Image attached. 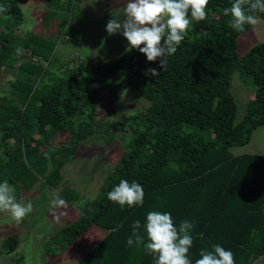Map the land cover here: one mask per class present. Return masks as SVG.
Returning a JSON list of instances; mask_svg holds the SVG:
<instances>
[{
  "label": "trees",
  "instance_id": "1",
  "mask_svg": "<svg viewBox=\"0 0 264 264\" xmlns=\"http://www.w3.org/2000/svg\"><path fill=\"white\" fill-rule=\"evenodd\" d=\"M21 1L0 0L9 8L0 14V78L12 75L8 91L0 92L6 156L0 160V176L5 169L11 183L18 187L20 182L27 192L39 179L29 156L55 141L61 131L70 134L69 157L94 133H103L109 141L120 133L131 137L119 165L107 174L102 194L62 230L69 236L62 233L64 244L55 249L68 248L97 224L110 232L78 264H96V260L97 264H154L143 245L129 247L127 239L139 220L147 242L146 215L161 211L171 213L177 227L183 220L192 222V264L200 250L211 251L216 244L234 254L235 264H253L263 256L264 154L235 155L231 148L249 143L264 125V42L239 54L241 33L228 26L230 17L223 14L233 0H209L206 19L193 21L176 53L167 58L165 71L159 69V60L149 62L135 48L110 62L77 57L74 67L51 68L56 45L41 34L21 33L25 20ZM254 15L264 20V13ZM251 28L246 25L245 31ZM74 33L76 37L80 31ZM35 55L42 61L37 62ZM148 68H156L160 75H145ZM238 68L255 84L241 122H236L238 105L231 88ZM126 88L134 91L133 97L141 95L150 103L132 114L100 118L98 97L106 94L104 101L116 102ZM65 162L50 173L44 187L59 186ZM121 179L143 186L142 206L121 208L107 199ZM64 192L69 199L74 197ZM20 196L16 195L18 201ZM118 225L119 230L113 231ZM6 241L11 251L19 239L10 235Z\"/></svg>",
  "mask_w": 264,
  "mask_h": 264
},
{
  "label": "rangeland",
  "instance_id": "2",
  "mask_svg": "<svg viewBox=\"0 0 264 264\" xmlns=\"http://www.w3.org/2000/svg\"><path fill=\"white\" fill-rule=\"evenodd\" d=\"M125 4L126 0H22L25 20L20 31L41 34L56 45L51 68L58 70L59 67L69 68L68 65L74 67V59L78 54L81 60L90 56V60L95 63L110 62L129 48V43L121 32L109 35L106 31L110 19H124ZM257 19L258 23L242 32L238 38V51L241 56L255 45L264 42V20L260 17ZM67 28L69 30L66 31ZM75 31H80L76 37L73 35ZM11 79V73L0 78L1 93L8 91ZM231 88L238 105L236 122H241L245 119L255 84L250 75L238 68L234 72ZM105 96L106 94H102L97 100L99 117L104 119L112 113L121 116L138 112L150 103L141 95L133 97L135 95L131 88H126L125 94L122 92L116 102L104 101ZM1 136L0 133V160L6 158ZM130 138L120 133L115 140L109 141L103 133H94L84 138L77 151L69 157L72 146L66 141L70 140V134L59 132L55 141L46 142L34 155L29 156L30 166L37 172L39 179L27 192L20 182H17L18 187L16 183L12 184L10 174H6V170L2 169L0 182L7 180L13 185L16 195L22 193L20 202L30 201L33 210L20 223L15 222L8 214L0 213V264H75L93 248L96 239L92 236L89 239L92 233V230H89L76 241L73 248L55 249L57 245L60 247L64 244L62 233L69 236L62 231L64 226L80 218L76 215V206L86 208L89 201L96 200L102 194L107 174L119 165L128 150ZM231 151L235 155L264 154V125L254 131L249 143L235 145ZM63 159H66V162L62 167L63 180L59 186L44 187L50 173ZM61 191L74 197L70 199L71 204L66 202V207L54 209L50 202L55 196L65 200L59 196ZM11 234H18L20 242V248L14 252H9L10 244L6 241ZM51 235L52 241H49L51 238L47 242L42 241ZM52 249L54 252H51ZM253 264H264V255Z\"/></svg>",
  "mask_w": 264,
  "mask_h": 264
},
{
  "label": "clouds",
  "instance_id": "3",
  "mask_svg": "<svg viewBox=\"0 0 264 264\" xmlns=\"http://www.w3.org/2000/svg\"><path fill=\"white\" fill-rule=\"evenodd\" d=\"M209 0H126L123 10L124 19L114 17L107 22L106 31L111 34L121 32L129 43V49H137L149 62L159 60V69L165 71L167 58L174 55L193 21L200 22L207 17ZM9 11L6 5H0V14ZM264 13V0H233L223 14L229 16L228 26L238 33L245 31L246 25L254 26L258 19L254 13ZM141 45H143L141 47ZM16 51L19 53L20 48ZM78 57L80 55L78 54ZM158 77L160 71L148 68L145 75ZM16 189L7 180L0 182V213L8 214L20 223L33 210L29 201L17 200ZM143 186L136 181L131 183L121 179L107 193V199L119 204L121 208L142 206L144 203ZM54 209L66 207V201L55 196L51 202ZM65 213H61L64 215ZM119 225L113 231L119 230ZM132 235L127 245H143L146 254L154 257V264H192L189 250L193 245L190 234L193 224L189 220L174 224L171 213L149 211L143 225L145 237L140 234L139 220L132 224ZM195 264H235L234 254L219 244L211 251L200 250Z\"/></svg>",
  "mask_w": 264,
  "mask_h": 264
},
{
  "label": "crops",
  "instance_id": "4",
  "mask_svg": "<svg viewBox=\"0 0 264 264\" xmlns=\"http://www.w3.org/2000/svg\"><path fill=\"white\" fill-rule=\"evenodd\" d=\"M60 197H63V198H65V201L67 202V203H69V204H71V202H70V199L68 198V197H66L64 194H60L59 195ZM22 198V197H21ZM20 198V199H21ZM68 204V205H69ZM82 207V206H81ZM84 211H85V207H82V209L80 208V206H76V215L78 216V218L79 217H81L83 214H84ZM76 216V217H77ZM75 221V220H74ZM73 221V222H74ZM72 223V222H71ZM70 223V224H71ZM69 225V224H68ZM68 225H66V226H68ZM66 226H64V227H66ZM89 230H92V233H91V235H89V239H91V236H92V238H94V239H96L95 240V244L92 246L93 248H91L81 259H79V260H77L76 262H75V264H78L86 255H88V253L92 250V249H94L101 241H103V239L107 236V234L110 232V230L109 229H106V228H104V227H102V226H100V225H97V224H94V225H92L85 233H83L82 235H80L77 239H76V241H78V239L79 238H81L82 236H85L86 234H87V232H89ZM15 234V233H14ZM14 234H11V235H14ZM18 235V234H17ZM9 237V236H8ZM7 237V238H8ZM51 238V239H50ZM52 238H53V235H51V237L49 236L47 239H42V241H45V242H47L49 239V241H52ZM76 241L71 245V246H69V248H73L74 247V244L76 243ZM20 242H18V245H17V247L14 249V250H11L12 252H14V251H16V249L18 248H20L19 246H20V244H19ZM57 248H59V246L57 245L56 246ZM17 249V250H18ZM67 249V248H66ZM53 250V249H52ZM11 251H9V252H11ZM51 252H54V251H51ZM96 264H97V260H96ZM101 264H105L104 262H102Z\"/></svg>",
  "mask_w": 264,
  "mask_h": 264
},
{
  "label": "built area",
  "instance_id": "5",
  "mask_svg": "<svg viewBox=\"0 0 264 264\" xmlns=\"http://www.w3.org/2000/svg\"><path fill=\"white\" fill-rule=\"evenodd\" d=\"M33 58H34L37 62H41V61H42V56L35 55Z\"/></svg>",
  "mask_w": 264,
  "mask_h": 264
}]
</instances>
